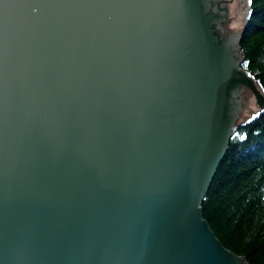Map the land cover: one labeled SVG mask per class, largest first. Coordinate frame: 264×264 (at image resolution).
Masks as SVG:
<instances>
[{"label": "water", "instance_id": "1", "mask_svg": "<svg viewBox=\"0 0 264 264\" xmlns=\"http://www.w3.org/2000/svg\"><path fill=\"white\" fill-rule=\"evenodd\" d=\"M248 0H0V264H247L201 216L235 122Z\"/></svg>", "mask_w": 264, "mask_h": 264}, {"label": "trees", "instance_id": "2", "mask_svg": "<svg viewBox=\"0 0 264 264\" xmlns=\"http://www.w3.org/2000/svg\"><path fill=\"white\" fill-rule=\"evenodd\" d=\"M243 21L240 66L264 96V0H252ZM200 208L226 250L264 264V110L234 128Z\"/></svg>", "mask_w": 264, "mask_h": 264}, {"label": "rangeland", "instance_id": "3", "mask_svg": "<svg viewBox=\"0 0 264 264\" xmlns=\"http://www.w3.org/2000/svg\"><path fill=\"white\" fill-rule=\"evenodd\" d=\"M244 25H245V23H244ZM244 27V26H243ZM255 116V115H254ZM254 116H252V117H250V118H247V119H243V120H238V121H236L235 122V124H236V126L238 125V124H242V123H245L246 121H248V120H250L251 118H253ZM235 126V127H236ZM234 127V128H235ZM233 131H234V129H233ZM233 131H232V133H233ZM231 137V136H230ZM230 139V138H229Z\"/></svg>", "mask_w": 264, "mask_h": 264}, {"label": "bare ground", "instance_id": "4", "mask_svg": "<svg viewBox=\"0 0 264 264\" xmlns=\"http://www.w3.org/2000/svg\"><path fill=\"white\" fill-rule=\"evenodd\" d=\"M227 147H228V146H227ZM226 151H227V150H226ZM220 163H221V162H220ZM220 163H219V164H220ZM218 166H219V165H218ZM203 199H204V198H203ZM203 199H202L201 203L203 202ZM227 251H228V250H227ZM228 252H229V251H228ZM230 253H231V252H230ZM231 254H233V253H231ZM233 255H234V254H233ZM235 256H236V255H235Z\"/></svg>", "mask_w": 264, "mask_h": 264}, {"label": "snow or ice", "instance_id": "5", "mask_svg": "<svg viewBox=\"0 0 264 264\" xmlns=\"http://www.w3.org/2000/svg\"><path fill=\"white\" fill-rule=\"evenodd\" d=\"M252 0H248V3L251 4Z\"/></svg>", "mask_w": 264, "mask_h": 264}]
</instances>
